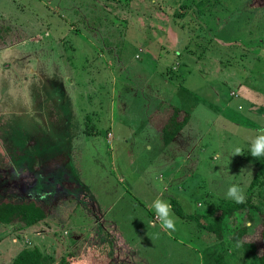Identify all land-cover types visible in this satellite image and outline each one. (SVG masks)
<instances>
[{
  "label": "rangeland",
  "instance_id": "1",
  "mask_svg": "<svg viewBox=\"0 0 264 264\" xmlns=\"http://www.w3.org/2000/svg\"><path fill=\"white\" fill-rule=\"evenodd\" d=\"M169 103L192 114L165 144ZM262 129L264 0H0V200L48 213L0 224V264L27 246L45 264H255L259 218H216L232 183L260 205Z\"/></svg>",
  "mask_w": 264,
  "mask_h": 264
},
{
  "label": "trees",
  "instance_id": "2",
  "mask_svg": "<svg viewBox=\"0 0 264 264\" xmlns=\"http://www.w3.org/2000/svg\"><path fill=\"white\" fill-rule=\"evenodd\" d=\"M164 103H161L158 109L163 110ZM170 106V107H169ZM169 109L162 115V121L160 129H158L162 135L165 144H171L176 136L188 125L192 112L181 106L169 103ZM6 169L9 163L5 161ZM4 165V163L2 164ZM5 167L0 168L3 170ZM4 169V170H6ZM263 182V183H261ZM257 184H261L264 187V157L260 164L259 170L251 182V190H254ZM254 193L251 197L241 204L234 202H224L220 205L222 209L221 215L216 218V221H221L224 216L235 217L238 215L237 221L241 222L248 219V222L256 220L258 217L260 220V241H261V253L258 255L255 264H264V190L261 193L260 205L255 204L252 200ZM173 208L175 213L184 218L185 216L179 212L177 203L173 202ZM47 208L43 205L41 200H34L33 198L19 197L14 194H10L6 198L0 200V224L4 226H16L19 231H29L33 226L43 222L47 218ZM236 219V218H235ZM248 226L244 225L241 231H239L237 238L241 239L247 232ZM93 255V261L105 262L106 256L96 253V251L89 252ZM10 264H45V258L37 247H24L20 250ZM60 264H68L63 258ZM103 264V263H102Z\"/></svg>",
  "mask_w": 264,
  "mask_h": 264
},
{
  "label": "clouds",
  "instance_id": "3",
  "mask_svg": "<svg viewBox=\"0 0 264 264\" xmlns=\"http://www.w3.org/2000/svg\"><path fill=\"white\" fill-rule=\"evenodd\" d=\"M261 132H264V129H262ZM231 151L234 155H239L241 148L239 146H233ZM249 154L253 158L264 156V134L257 135L251 139ZM224 196L226 199H231L236 204L243 203L245 199L242 188L236 183L229 184ZM150 206L155 211L156 217L160 220L161 227L174 231L173 218L170 216V205L156 198L152 201ZM236 246L239 247V243H237Z\"/></svg>",
  "mask_w": 264,
  "mask_h": 264
},
{
  "label": "crops",
  "instance_id": "4",
  "mask_svg": "<svg viewBox=\"0 0 264 264\" xmlns=\"http://www.w3.org/2000/svg\"><path fill=\"white\" fill-rule=\"evenodd\" d=\"M1 4H3L2 5V7L4 8V5H6V3L4 2V3H1ZM45 25V24H44ZM35 29H37V30H39V31H41L42 29H38V28H35ZM44 33H48V30L46 29V30H44ZM42 34V32H39V33H36V34H33V35H36L35 37H37V36H40ZM19 43H23V42H19ZM33 64H36V62H34ZM38 64H40V62H38ZM38 64H36V65H38ZM45 67L44 68H49V64H47V65H44ZM52 67V66H51Z\"/></svg>",
  "mask_w": 264,
  "mask_h": 264
}]
</instances>
